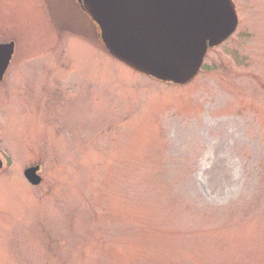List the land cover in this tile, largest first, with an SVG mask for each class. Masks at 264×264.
I'll use <instances>...</instances> for the list:
<instances>
[{
    "label": "rangeland",
    "instance_id": "obj_1",
    "mask_svg": "<svg viewBox=\"0 0 264 264\" xmlns=\"http://www.w3.org/2000/svg\"><path fill=\"white\" fill-rule=\"evenodd\" d=\"M234 1L212 70L169 85L74 0H0V264H264V0Z\"/></svg>",
    "mask_w": 264,
    "mask_h": 264
},
{
    "label": "water",
    "instance_id": "obj_2",
    "mask_svg": "<svg viewBox=\"0 0 264 264\" xmlns=\"http://www.w3.org/2000/svg\"><path fill=\"white\" fill-rule=\"evenodd\" d=\"M99 28L112 56L152 78L184 85L200 72L206 54L237 29L234 0H78ZM15 42L0 44V81L10 65ZM3 165L0 159V167ZM39 166L27 168L38 185Z\"/></svg>",
    "mask_w": 264,
    "mask_h": 264
},
{
    "label": "trees",
    "instance_id": "obj_3",
    "mask_svg": "<svg viewBox=\"0 0 264 264\" xmlns=\"http://www.w3.org/2000/svg\"><path fill=\"white\" fill-rule=\"evenodd\" d=\"M205 71L210 72L211 66L209 64H205ZM212 70V69H211Z\"/></svg>",
    "mask_w": 264,
    "mask_h": 264
}]
</instances>
